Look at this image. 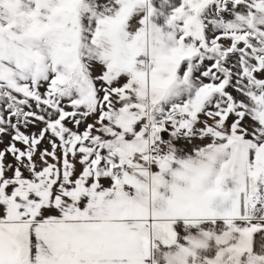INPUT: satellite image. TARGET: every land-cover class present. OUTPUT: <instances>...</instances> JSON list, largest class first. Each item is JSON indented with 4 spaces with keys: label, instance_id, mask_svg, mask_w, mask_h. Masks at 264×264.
I'll return each instance as SVG.
<instances>
[{
    "label": "snow or ice",
    "instance_id": "snow-or-ice-1",
    "mask_svg": "<svg viewBox=\"0 0 264 264\" xmlns=\"http://www.w3.org/2000/svg\"><path fill=\"white\" fill-rule=\"evenodd\" d=\"M0 264H264V0H0Z\"/></svg>",
    "mask_w": 264,
    "mask_h": 264
}]
</instances>
